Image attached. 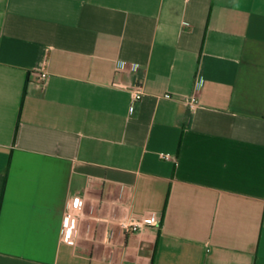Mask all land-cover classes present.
<instances>
[{
    "label": "crops",
    "instance_id": "obj_1",
    "mask_svg": "<svg viewBox=\"0 0 264 264\" xmlns=\"http://www.w3.org/2000/svg\"><path fill=\"white\" fill-rule=\"evenodd\" d=\"M0 264H264V0H0Z\"/></svg>",
    "mask_w": 264,
    "mask_h": 264
},
{
    "label": "built area",
    "instance_id": "obj_2",
    "mask_svg": "<svg viewBox=\"0 0 264 264\" xmlns=\"http://www.w3.org/2000/svg\"><path fill=\"white\" fill-rule=\"evenodd\" d=\"M40 78L43 81H48L50 76L47 73H43ZM126 89L131 92L132 100L134 102H139L145 94L144 87L141 84L130 85L127 86ZM165 98L172 99L173 96L171 94H166ZM185 102L193 112H197L201 108L200 98L196 94L187 96ZM163 157L165 159L171 158L170 156ZM82 206L83 204L78 199H74L68 203L66 221L62 230L63 241H68L69 229L76 228V226H78L79 220L76 217V214L81 211ZM159 222L160 217L156 213H152L142 216L139 220L124 222L122 226L127 234H134L140 231L143 227L157 226Z\"/></svg>",
    "mask_w": 264,
    "mask_h": 264
}]
</instances>
